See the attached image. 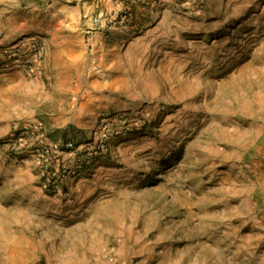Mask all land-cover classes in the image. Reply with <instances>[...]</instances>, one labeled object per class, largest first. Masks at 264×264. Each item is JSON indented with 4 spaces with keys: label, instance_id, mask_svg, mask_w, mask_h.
<instances>
[{
    "label": "rangeland",
    "instance_id": "rangeland-1",
    "mask_svg": "<svg viewBox=\"0 0 264 264\" xmlns=\"http://www.w3.org/2000/svg\"><path fill=\"white\" fill-rule=\"evenodd\" d=\"M0 33L16 61L39 44L62 87L114 75L94 119L56 114L68 96L37 106L45 146L109 120L60 192L37 154L8 150L39 122L0 97V264H264V0H0ZM89 177L88 213L64 216Z\"/></svg>",
    "mask_w": 264,
    "mask_h": 264
},
{
    "label": "crops",
    "instance_id": "crops-1",
    "mask_svg": "<svg viewBox=\"0 0 264 264\" xmlns=\"http://www.w3.org/2000/svg\"><path fill=\"white\" fill-rule=\"evenodd\" d=\"M45 53L43 59L38 63L36 62L32 69L26 70L19 65H10L5 69H0V97H2V99L6 98L4 101L10 102L9 104L15 108L29 106V111H25L23 119L30 122H39L45 126L43 121L39 118V113L36 112V110H38L37 106L50 103L51 99L56 96H58V98L68 96L67 100H71L73 108L67 111L65 109H60L56 113L65 114L68 121L81 120L84 117L94 119L97 115L101 114L102 111L113 105L114 102L109 100V98L113 99L114 96L110 94L112 91L109 88L108 81H110L114 75L104 77L102 81H100V79L96 81L91 80L79 86H75L71 83L68 87H62L61 85L55 84L54 70L56 67L53 66L50 54L46 53L45 55ZM97 62L99 61L93 62V64L95 65ZM108 62L110 61H107L105 66H107ZM98 74H101V72ZM101 85H103V87L100 91L98 87ZM55 89L57 91H55ZM69 91H72V94H70ZM11 94H13V99H10ZM66 101H62L61 103ZM30 106H33V110ZM45 127L47 128V126ZM48 129L51 130L50 128H47V130ZM51 133L50 131V134ZM90 180V177L82 178L78 182L70 183V194L74 193V191L78 193L77 195L79 196L76 201L79 199V202L75 201L74 207L65 211L64 216L75 217L81 213L82 215L88 213L87 209H84L86 205L80 206L81 204L79 203H83L87 200L85 196L89 194V192L85 190L91 186L92 182H90ZM80 188L83 190L80 191ZM76 224L77 222H69V220L67 223L68 226H75Z\"/></svg>",
    "mask_w": 264,
    "mask_h": 264
},
{
    "label": "built area",
    "instance_id": "built-area-1",
    "mask_svg": "<svg viewBox=\"0 0 264 264\" xmlns=\"http://www.w3.org/2000/svg\"><path fill=\"white\" fill-rule=\"evenodd\" d=\"M39 47L40 45L34 42L31 50H29L28 57L21 61H16L25 53V50L20 45L5 49L0 55L2 56L0 57V64L5 62L19 63L28 70L32 69L43 55V51ZM108 125L109 120L100 125L97 130L99 133L95 134L92 140L84 143L68 141L62 149L61 147L44 145L42 138L46 136V132L40 123L27 124L17 129V133L8 138L7 148L14 153H21L25 150L37 154L41 162L42 176L45 177L47 187L52 192H60L64 187L63 183L66 177L76 175L85 162L89 163L96 154L106 148L104 139L108 134L104 130L106 128L109 129ZM63 154L72 155L74 160L67 164L60 162V156Z\"/></svg>",
    "mask_w": 264,
    "mask_h": 264
}]
</instances>
